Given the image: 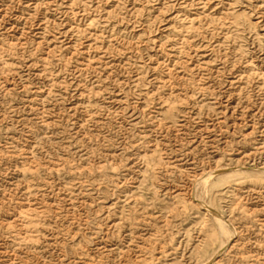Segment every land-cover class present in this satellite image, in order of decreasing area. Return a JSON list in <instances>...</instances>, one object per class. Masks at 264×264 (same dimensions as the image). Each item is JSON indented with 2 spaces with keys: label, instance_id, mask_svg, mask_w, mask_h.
Instances as JSON below:
<instances>
[{
  "label": "rangeland",
  "instance_id": "rangeland-1",
  "mask_svg": "<svg viewBox=\"0 0 264 264\" xmlns=\"http://www.w3.org/2000/svg\"><path fill=\"white\" fill-rule=\"evenodd\" d=\"M263 169L264 0H0V264H199L210 197L264 264Z\"/></svg>",
  "mask_w": 264,
  "mask_h": 264
},
{
  "label": "bare ground",
  "instance_id": "bare-ground-1",
  "mask_svg": "<svg viewBox=\"0 0 264 264\" xmlns=\"http://www.w3.org/2000/svg\"><path fill=\"white\" fill-rule=\"evenodd\" d=\"M7 47L10 50L15 49V46L10 43L7 45ZM3 68L5 70H10L9 64L4 65ZM20 172L22 175H25L26 173H30L31 170L29 169V167L23 166L21 167ZM33 172L34 171H32L31 173ZM221 173L222 175H220L217 178V182L211 183L212 187L221 186L227 183L228 180L230 181L236 180L237 183L241 187H243L246 184L245 182H243L244 179H249L251 182V180L256 181L257 179L260 178L257 176L256 177L254 176V178H252L253 177L252 174L254 173L246 171L244 167L234 168L230 170H223ZM255 173H260L262 176H264V169L257 171ZM200 178L204 179L203 176ZM203 183L206 184V180H204ZM198 200H199L198 202H200V199ZM26 206L27 207H23V209L20 212V216H19L22 219L21 220L22 226L20 228L21 232L18 233L19 236L21 237H19L18 240L20 242L33 243V241L38 237V231H39L38 222H37L38 217H37V213H35L34 208L30 207L29 205H26ZM204 207L211 216V219L208 220L211 222V224L208 225V228L206 229V234L204 235V239L200 241L201 244L196 246V249L195 248L194 249H195V252L197 255L196 257H197V260L199 261L198 262L199 264H215L216 255L221 251V249L225 245V243L220 239V236H227L228 234H230L231 231L229 227L232 226V222L230 219H227V220L224 219L223 215L220 212L219 207L213 202L212 197H210L208 201L204 203ZM213 238H216L219 240H215ZM215 244L217 245V248L213 252H210V249ZM156 260L157 258H154L153 255L151 254L148 260L142 259L138 262H134L133 264H153L155 263ZM10 264H13V263H10Z\"/></svg>",
  "mask_w": 264,
  "mask_h": 264
}]
</instances>
